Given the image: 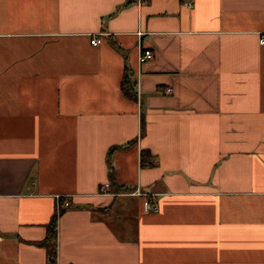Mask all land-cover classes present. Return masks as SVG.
<instances>
[{"label": "crops", "instance_id": "0c3cea01", "mask_svg": "<svg viewBox=\"0 0 264 264\" xmlns=\"http://www.w3.org/2000/svg\"><path fill=\"white\" fill-rule=\"evenodd\" d=\"M262 38L264 0H0V264H264Z\"/></svg>", "mask_w": 264, "mask_h": 264}, {"label": "trees", "instance_id": "16d2710c", "mask_svg": "<svg viewBox=\"0 0 264 264\" xmlns=\"http://www.w3.org/2000/svg\"><path fill=\"white\" fill-rule=\"evenodd\" d=\"M121 88L124 94L130 98V99H135L136 98V91H135V83L131 79L129 75H125L122 83H121ZM144 120L142 121L141 124V132L144 133L145 130V125H144ZM123 146H114L112 147L109 152H108V164H109V172H110V183L115 181L114 177V172L115 168L113 166L112 160L110 159V156L113 154L115 150H118L119 148H122ZM149 151L147 150H142L141 151V166L146 167L151 165L150 161V156H149ZM129 188L126 186H121L119 185L117 187V192H125ZM62 209L55 212L49 222L46 225V238L43 242H41L42 245L47 247L48 255L50 258V262H54L55 254H56V242H57V233H58V219L59 216L62 214Z\"/></svg>", "mask_w": 264, "mask_h": 264}, {"label": "built area", "instance_id": "2783aa9c", "mask_svg": "<svg viewBox=\"0 0 264 264\" xmlns=\"http://www.w3.org/2000/svg\"><path fill=\"white\" fill-rule=\"evenodd\" d=\"M185 5L187 6H191V4L186 3ZM102 40L101 38H99V36L94 37L93 39H91V44L94 46H97L99 44H101ZM261 43L264 44V38L261 39ZM154 57V53L152 50L150 49H144L141 51L140 55H139V62L140 63H144L148 60H151ZM170 89H167V92H170ZM110 184L109 183H105L103 186V192L107 193V189L109 188ZM70 205V202L67 199H63V197H59L58 198V208L61 209V207H68ZM144 208L147 211H158V207L155 203H153L152 200L147 199L144 202Z\"/></svg>", "mask_w": 264, "mask_h": 264}]
</instances>
